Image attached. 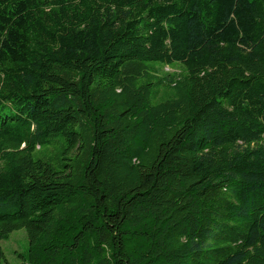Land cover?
<instances>
[{
    "label": "trees",
    "instance_id": "1",
    "mask_svg": "<svg viewBox=\"0 0 264 264\" xmlns=\"http://www.w3.org/2000/svg\"><path fill=\"white\" fill-rule=\"evenodd\" d=\"M20 230V264H264V0H0Z\"/></svg>",
    "mask_w": 264,
    "mask_h": 264
},
{
    "label": "rangeland",
    "instance_id": "2",
    "mask_svg": "<svg viewBox=\"0 0 264 264\" xmlns=\"http://www.w3.org/2000/svg\"><path fill=\"white\" fill-rule=\"evenodd\" d=\"M165 72H180L178 68H165ZM1 246L9 263L20 264L18 255L28 250V237L25 230L14 232L8 240L2 241Z\"/></svg>",
    "mask_w": 264,
    "mask_h": 264
}]
</instances>
